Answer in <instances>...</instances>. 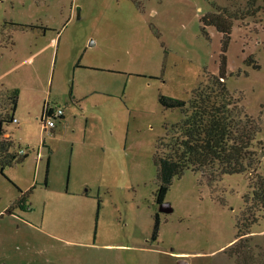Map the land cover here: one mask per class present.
I'll return each mask as SVG.
<instances>
[{"label":"rangeland","instance_id":"374dc122","mask_svg":"<svg viewBox=\"0 0 264 264\" xmlns=\"http://www.w3.org/2000/svg\"><path fill=\"white\" fill-rule=\"evenodd\" d=\"M247 4L0 0V115L17 90V122L4 129L25 157L0 162V264H264V212L245 205L264 177V0ZM212 5L251 16L233 21L225 86L260 128L255 162L185 171L166 213L154 157L184 114L158 97L188 104L218 74L221 36L200 26ZM45 106L63 116L43 131Z\"/></svg>","mask_w":264,"mask_h":264},{"label":"trees","instance_id":"16d2710c","mask_svg":"<svg viewBox=\"0 0 264 264\" xmlns=\"http://www.w3.org/2000/svg\"><path fill=\"white\" fill-rule=\"evenodd\" d=\"M257 0H248V6H255ZM251 17L249 13L240 16L227 8L212 5V12L200 20L201 31L212 27L221 36L219 71L208 78L207 83L192 93L186 102L159 95L158 103L166 110H180L183 120L170 129L168 138L160 142L163 152H156L154 166L157 179V203L164 201L174 178L190 170L205 173L212 170L218 175L246 173L254 166V142L260 128L239 105L237 99L226 89V50L230 39L233 21ZM206 35V34H205ZM8 113L0 115V162L1 168L20 164L25 157L10 153L12 141L6 137L4 127L14 121L18 91L13 90L5 97ZM62 118V117H61ZM159 150V148H158ZM249 210L264 212V177H256L252 183ZM247 210V209H246ZM251 219V224L255 222ZM158 230V219L154 227V237ZM237 238H241L238 235ZM246 241H248L246 239ZM247 243V242H245ZM245 247V246H244Z\"/></svg>","mask_w":264,"mask_h":264},{"label":"built area","instance_id":"2783aa9c","mask_svg":"<svg viewBox=\"0 0 264 264\" xmlns=\"http://www.w3.org/2000/svg\"><path fill=\"white\" fill-rule=\"evenodd\" d=\"M62 116V110H55L52 107L45 106L42 112V116L40 118L42 130H52L55 127V120L61 118ZM13 122H17L16 119H14Z\"/></svg>","mask_w":264,"mask_h":264},{"label":"flooded vegetation","instance_id":"af4514ba","mask_svg":"<svg viewBox=\"0 0 264 264\" xmlns=\"http://www.w3.org/2000/svg\"><path fill=\"white\" fill-rule=\"evenodd\" d=\"M23 202H24V195L21 196V198L19 199L18 203L15 205L17 208H20L21 210H27L26 208L23 207ZM160 204V203H158ZM15 206L12 205L8 210L5 211V213L11 214L12 210L15 209Z\"/></svg>","mask_w":264,"mask_h":264},{"label":"water","instance_id":"95a60500","mask_svg":"<svg viewBox=\"0 0 264 264\" xmlns=\"http://www.w3.org/2000/svg\"><path fill=\"white\" fill-rule=\"evenodd\" d=\"M160 211H162V212H170V208H169V206L167 205V204H160ZM179 264H183V262H179Z\"/></svg>","mask_w":264,"mask_h":264}]
</instances>
